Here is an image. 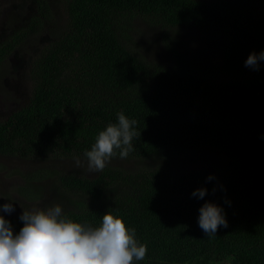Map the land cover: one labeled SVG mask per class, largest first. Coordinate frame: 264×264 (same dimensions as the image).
Returning <instances> with one entry per match:
<instances>
[{"label":"trees","instance_id":"trees-1","mask_svg":"<svg viewBox=\"0 0 264 264\" xmlns=\"http://www.w3.org/2000/svg\"><path fill=\"white\" fill-rule=\"evenodd\" d=\"M32 3L31 20L0 43L1 71L26 40L42 37L26 60L28 100L0 121V156L86 160L98 132L123 112L138 122L125 159L135 166L94 176L40 169L32 178L51 175L77 222L98 225L118 209L147 245L134 264H264V61L245 70L249 54L264 51V0ZM135 19L165 31L168 62L140 54ZM174 27L216 34L219 63L189 59L167 35ZM198 150L219 153L215 172L169 170V161ZM150 160L156 165L142 167ZM202 187L203 199L191 195ZM205 202L222 207L228 222L212 237L198 225ZM3 216L14 233L23 227Z\"/></svg>","mask_w":264,"mask_h":264},{"label":"clouds","instance_id":"clouds-1","mask_svg":"<svg viewBox=\"0 0 264 264\" xmlns=\"http://www.w3.org/2000/svg\"><path fill=\"white\" fill-rule=\"evenodd\" d=\"M264 61V51L250 53L245 67L259 69ZM137 120L123 112L117 114V122L109 123L98 132L90 150L84 152L86 161L74 159L76 168L85 167L89 173H100L118 155L126 159L133 149V139L140 137ZM214 177L210 175V181ZM206 188L192 192L193 197L203 199ZM0 205V212L15 211L13 200ZM24 209V208H23ZM119 210L106 211L98 225L81 223L67 216L61 204L47 208L24 209L19 219L23 227L14 233L11 222L0 215V264H134L147 255V245L136 238V229L126 225ZM198 225L212 237L219 227H228L222 207L205 202L199 209Z\"/></svg>","mask_w":264,"mask_h":264},{"label":"rangeland","instance_id":"rangeland-1","mask_svg":"<svg viewBox=\"0 0 264 264\" xmlns=\"http://www.w3.org/2000/svg\"><path fill=\"white\" fill-rule=\"evenodd\" d=\"M53 7L57 0H47ZM36 13L32 0H0V43L8 40L9 35L18 30L24 23L31 20ZM136 40L140 54L149 61L168 62L163 38L165 31L152 27L140 19L134 20ZM167 35L176 47L187 54L189 59L197 62L217 64L219 57L217 48L220 38L212 33H201L189 27H174ZM42 37L36 41H27L22 49L9 55L0 71V121L11 112L22 107L28 100L30 82L28 76L27 59L41 46ZM250 73L252 68L245 67ZM86 161V160H82ZM221 160L218 152L198 150L191 152L183 158L169 161V170L176 172L181 169H198L215 172ZM158 165L166 163L165 160H156ZM155 160H150L142 167L154 166ZM107 166H120L131 168L135 166L130 160L112 158ZM71 172L81 175H95L89 173L85 167L76 168L73 159L68 160H24L13 157L0 156V205L13 200L15 211L11 214L0 212L19 218L23 210L34 208H47L56 203H63V194L58 191L55 179L51 175L42 179H33V173L39 171ZM24 208V209H23Z\"/></svg>","mask_w":264,"mask_h":264}]
</instances>
